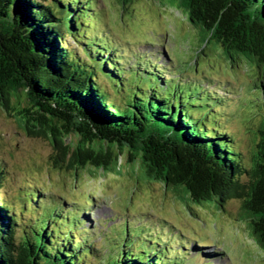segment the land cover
<instances>
[{
  "label": "trees",
  "instance_id": "trees-1",
  "mask_svg": "<svg viewBox=\"0 0 264 264\" xmlns=\"http://www.w3.org/2000/svg\"><path fill=\"white\" fill-rule=\"evenodd\" d=\"M173 2L199 28V53L214 45L231 65L254 64L264 102V0ZM98 5L99 0H0V106L15 111L30 136L48 139L54 163L76 176L80 170L120 174L118 151L130 174L174 192L191 215L193 206L214 203L222 211L240 201V220L264 252V123L248 164L234 137L209 127L203 112L198 118L189 113L183 98L178 104L156 87H129L118 56L109 46L90 43L99 27ZM153 73L167 84L157 66ZM5 172L0 166V264H89L97 250L82 218L90 201L64 211L55 201L41 204V193L34 191L28 204L46 208L49 216L35 220L30 211L24 221L25 208L18 213L1 195ZM148 239L146 247L125 236L124 247L103 264H185L193 258L203 264L206 248L198 244L178 245L170 255L161 238Z\"/></svg>",
  "mask_w": 264,
  "mask_h": 264
},
{
  "label": "rangeland",
  "instance_id": "rangeland-1",
  "mask_svg": "<svg viewBox=\"0 0 264 264\" xmlns=\"http://www.w3.org/2000/svg\"><path fill=\"white\" fill-rule=\"evenodd\" d=\"M99 4L95 17L99 27L90 43L109 46L118 56V70L128 78L127 85L147 90L156 87L177 98L178 104L183 98L189 113L198 118L203 112L209 127L226 129L250 164L257 131L264 123L262 80L254 64L231 65L214 45L199 53L200 30L173 0H131L126 4L99 0ZM68 41L77 46L75 40ZM155 66L167 84L153 73ZM14 112L0 106V166L6 171L1 195L18 213L25 208L22 217L27 222L30 211L35 220L49 216L46 208L37 210L36 204L35 208L28 204L34 191L41 193V204L55 201L64 211L83 209L90 201L82 215L86 235L97 249L89 264L111 261L124 247L127 235L146 247L148 238H161V247L167 243L170 255L184 244L187 248L198 244L206 248L203 264H264V252L240 220V201H230L222 211L214 203L193 206L196 215H191L174 192L130 174V165L124 166L118 151L115 164L120 174L92 176L80 170L76 176L73 169L54 163L50 141L30 136ZM120 235L122 239L115 240ZM163 255H168L167 249ZM194 260L184 263L194 264Z\"/></svg>",
  "mask_w": 264,
  "mask_h": 264
}]
</instances>
